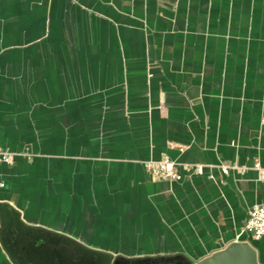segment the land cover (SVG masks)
<instances>
[{"label":"crops","instance_id":"obj_1","mask_svg":"<svg viewBox=\"0 0 264 264\" xmlns=\"http://www.w3.org/2000/svg\"><path fill=\"white\" fill-rule=\"evenodd\" d=\"M263 116L264 0H0V146L20 153L0 164V201L27 224L129 260L179 257L129 264L233 241L264 264L243 229L264 203ZM162 158L178 179L147 174Z\"/></svg>","mask_w":264,"mask_h":264},{"label":"water","instance_id":"obj_2","mask_svg":"<svg viewBox=\"0 0 264 264\" xmlns=\"http://www.w3.org/2000/svg\"><path fill=\"white\" fill-rule=\"evenodd\" d=\"M36 239H40L43 243L38 246L30 244ZM48 241L52 246H57L53 251L54 255L47 249ZM0 243L12 264H67L62 252L65 248L75 257L73 264H129L134 261L149 263L155 260L170 261L179 258L169 256L129 260L120 255L115 256L93 249L77 242L73 237L25 223L18 211L9 203L2 201H0ZM185 264L259 263L256 251L249 242L233 241L195 263L186 260Z\"/></svg>","mask_w":264,"mask_h":264},{"label":"built area","instance_id":"obj_3","mask_svg":"<svg viewBox=\"0 0 264 264\" xmlns=\"http://www.w3.org/2000/svg\"><path fill=\"white\" fill-rule=\"evenodd\" d=\"M262 122L264 123V116ZM18 155L20 153L0 146V164L12 165L14 158ZM143 167L150 177L157 180H176L179 178L178 164L168 158H162L158 161H144ZM231 168L233 167L229 165L219 166L223 174H227ZM186 169H192L196 173L202 172V166L198 164L186 167ZM2 186L0 177V188ZM243 229L253 239L264 241V203L255 204L250 208Z\"/></svg>","mask_w":264,"mask_h":264}]
</instances>
